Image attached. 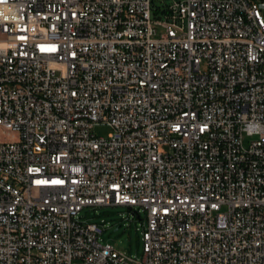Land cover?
Segmentation results:
<instances>
[{"label":"built area","instance_id":"obj_1","mask_svg":"<svg viewBox=\"0 0 264 264\" xmlns=\"http://www.w3.org/2000/svg\"><path fill=\"white\" fill-rule=\"evenodd\" d=\"M155 3L0 0V264H264V0Z\"/></svg>","mask_w":264,"mask_h":264},{"label":"rangeland","instance_id":"obj_2","mask_svg":"<svg viewBox=\"0 0 264 264\" xmlns=\"http://www.w3.org/2000/svg\"><path fill=\"white\" fill-rule=\"evenodd\" d=\"M172 0H155L157 4L170 3ZM264 18V11H262ZM158 36L163 32L161 27L158 28ZM112 131V128L103 122H99L93 128V132L97 136H107ZM17 138L15 132H0V139L14 140ZM247 140V139H246ZM141 216L133 214L127 207L122 206H109L101 207L97 210L86 208L83 210L82 215L84 219L94 222H101L102 219L110 222L105 226V230L101 235L103 243H111L115 248L125 251L135 257H142L143 255V241L141 239V231L144 229L146 220L145 212L139 211Z\"/></svg>","mask_w":264,"mask_h":264},{"label":"trees","instance_id":"obj_3","mask_svg":"<svg viewBox=\"0 0 264 264\" xmlns=\"http://www.w3.org/2000/svg\"><path fill=\"white\" fill-rule=\"evenodd\" d=\"M155 4H156V6L158 7V9L161 10V11L163 10L162 7H164V5H165V4L159 5V4H157V3H155Z\"/></svg>","mask_w":264,"mask_h":264},{"label":"water","instance_id":"obj_4","mask_svg":"<svg viewBox=\"0 0 264 264\" xmlns=\"http://www.w3.org/2000/svg\"><path fill=\"white\" fill-rule=\"evenodd\" d=\"M129 209H130V210H132V208H131V207H129ZM132 212H133V214H135V211H132Z\"/></svg>","mask_w":264,"mask_h":264}]
</instances>
